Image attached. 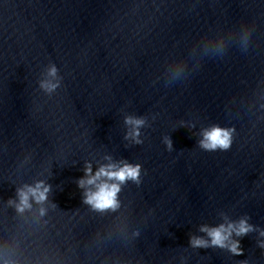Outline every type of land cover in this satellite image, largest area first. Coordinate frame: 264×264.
<instances>
[{
	"label": "clouds",
	"instance_id": "1",
	"mask_svg": "<svg viewBox=\"0 0 264 264\" xmlns=\"http://www.w3.org/2000/svg\"><path fill=\"white\" fill-rule=\"evenodd\" d=\"M250 33L244 37L245 51ZM222 49H218L221 52ZM62 77L59 69L54 63L46 66L43 78L38 81L39 89L47 96H52L58 88L61 87ZM124 124L128 127L125 134V140H130L135 145L143 143L141 138V129L147 126V119L143 116L126 115ZM182 126H184L182 124ZM195 127V125H188ZM235 127H222L212 125L201 129L198 147L205 152L228 151L233 144ZM163 143L166 149L173 150V142L170 137L165 136ZM104 159L107 163L101 164L93 172L90 162H85L83 169L84 175L77 180V186L83 189L82 202L90 206L93 210L104 212L106 210L116 211L120 207L118 199L122 186L129 181L136 185L141 183L142 165L139 163H130L127 160L114 161L110 155ZM52 187L45 181L40 180L33 185L25 184L16 189V198L9 199V205L13 206L18 214H24L33 209V204L38 207V215L44 217L47 214L49 193ZM52 207H56L55 204ZM224 222L216 226L202 224L199 231L205 236L191 235L189 246L193 249L200 248H220L227 249L233 256L243 255V249L239 239L233 237H244L249 233L258 232L260 237H264V229L249 223V217L244 216L239 220H229L223 217ZM134 235L138 236L136 232ZM257 246L264 249V240H257ZM0 264H17V261L10 254H0Z\"/></svg>",
	"mask_w": 264,
	"mask_h": 264
}]
</instances>
